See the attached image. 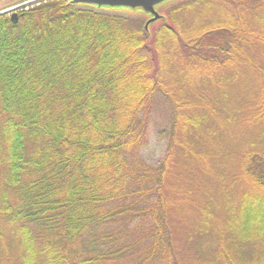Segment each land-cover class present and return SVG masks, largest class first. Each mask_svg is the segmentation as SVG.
Wrapping results in <instances>:
<instances>
[{"label":"trees","instance_id":"16d2710c","mask_svg":"<svg viewBox=\"0 0 264 264\" xmlns=\"http://www.w3.org/2000/svg\"><path fill=\"white\" fill-rule=\"evenodd\" d=\"M156 10L0 15V264H264V0Z\"/></svg>","mask_w":264,"mask_h":264},{"label":"rangeland","instance_id":"374dc122","mask_svg":"<svg viewBox=\"0 0 264 264\" xmlns=\"http://www.w3.org/2000/svg\"><path fill=\"white\" fill-rule=\"evenodd\" d=\"M42 1L44 0H0V13L9 11L5 14H8L12 19L14 13H17L19 16V13L24 9H28ZM168 108L169 107L165 103L159 104L153 115L148 142L142 151V157L150 164H155L165 156L167 142L165 139L159 137L158 131L160 127H163L167 123V116L169 114Z\"/></svg>","mask_w":264,"mask_h":264},{"label":"water","instance_id":"95a60500","mask_svg":"<svg viewBox=\"0 0 264 264\" xmlns=\"http://www.w3.org/2000/svg\"><path fill=\"white\" fill-rule=\"evenodd\" d=\"M68 1H71L72 3L96 5L99 7H114V8L124 7L134 10L141 9L145 13L153 16L151 21H149L147 25L149 26L151 22H154L160 18V15L156 10L157 6L169 0H68ZM8 12L9 11L1 12L0 15H3ZM12 20L14 23L18 21L17 13H14L12 15Z\"/></svg>","mask_w":264,"mask_h":264}]
</instances>
